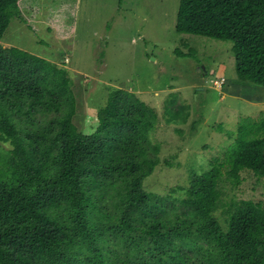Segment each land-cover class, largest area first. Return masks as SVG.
<instances>
[{
	"label": "trees",
	"instance_id": "obj_1",
	"mask_svg": "<svg viewBox=\"0 0 264 264\" xmlns=\"http://www.w3.org/2000/svg\"><path fill=\"white\" fill-rule=\"evenodd\" d=\"M20 1L0 0V264H264V206L233 203L225 228L216 216L224 163L192 171L182 198L146 191L162 164L156 110L115 89L85 134L67 70L1 45ZM175 29L232 42L238 78L264 87V0H180ZM176 102L166 122L186 124ZM227 161L237 184L264 178V136L239 138Z\"/></svg>",
	"mask_w": 264,
	"mask_h": 264
},
{
	"label": "rangeland",
	"instance_id": "obj_2",
	"mask_svg": "<svg viewBox=\"0 0 264 264\" xmlns=\"http://www.w3.org/2000/svg\"><path fill=\"white\" fill-rule=\"evenodd\" d=\"M179 2L21 0L24 20H11L1 45L67 70L78 103L75 123L85 134L94 132L96 114L115 89L133 92L156 110L160 125L151 139L161 148L162 164L145 180L146 191L182 198L192 171L203 173L215 160L224 163L216 216L225 228L233 203L264 206V178L244 170L237 184L227 161L239 138L264 136V87L238 78L232 42L177 33ZM172 97L189 108L186 124H167L164 110Z\"/></svg>",
	"mask_w": 264,
	"mask_h": 264
},
{
	"label": "built area",
	"instance_id": "obj_3",
	"mask_svg": "<svg viewBox=\"0 0 264 264\" xmlns=\"http://www.w3.org/2000/svg\"><path fill=\"white\" fill-rule=\"evenodd\" d=\"M223 82H224V80L222 79L220 81L219 80L218 81H215L214 84H215L216 87L220 88L221 85H223Z\"/></svg>",
	"mask_w": 264,
	"mask_h": 264
},
{
	"label": "water",
	"instance_id": "obj_4",
	"mask_svg": "<svg viewBox=\"0 0 264 264\" xmlns=\"http://www.w3.org/2000/svg\"><path fill=\"white\" fill-rule=\"evenodd\" d=\"M200 72H201V69H200Z\"/></svg>",
	"mask_w": 264,
	"mask_h": 264
}]
</instances>
